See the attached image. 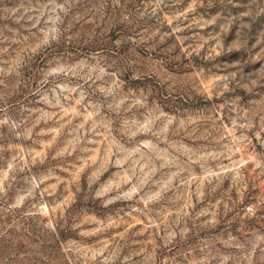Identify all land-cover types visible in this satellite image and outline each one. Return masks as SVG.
<instances>
[{"label": "rangeland", "instance_id": "374dc122", "mask_svg": "<svg viewBox=\"0 0 264 264\" xmlns=\"http://www.w3.org/2000/svg\"><path fill=\"white\" fill-rule=\"evenodd\" d=\"M0 264H264V0H0Z\"/></svg>", "mask_w": 264, "mask_h": 264}]
</instances>
